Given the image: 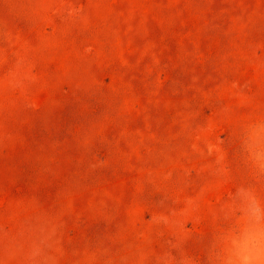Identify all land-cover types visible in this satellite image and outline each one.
I'll return each mask as SVG.
<instances>
[{"label":"rangeland","instance_id":"1","mask_svg":"<svg viewBox=\"0 0 264 264\" xmlns=\"http://www.w3.org/2000/svg\"><path fill=\"white\" fill-rule=\"evenodd\" d=\"M0 264H264V0H0Z\"/></svg>","mask_w":264,"mask_h":264}]
</instances>
